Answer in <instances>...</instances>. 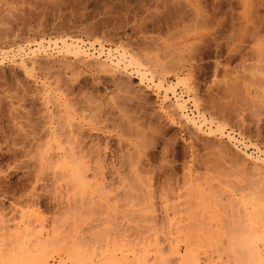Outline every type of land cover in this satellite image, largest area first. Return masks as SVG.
<instances>
[{
    "label": "rangeland",
    "instance_id": "374dc122",
    "mask_svg": "<svg viewBox=\"0 0 264 264\" xmlns=\"http://www.w3.org/2000/svg\"><path fill=\"white\" fill-rule=\"evenodd\" d=\"M176 2L0 0V264H264V225L253 223L264 204V29L244 49L232 42L264 0H203L224 19L203 36L195 7ZM59 37L83 39L89 60ZM35 39L44 46L26 70L18 49ZM174 89L197 125L173 110ZM60 99L90 153L82 179L52 163L38 171Z\"/></svg>",
    "mask_w": 264,
    "mask_h": 264
},
{
    "label": "bare ground",
    "instance_id": "6f19581e",
    "mask_svg": "<svg viewBox=\"0 0 264 264\" xmlns=\"http://www.w3.org/2000/svg\"><path fill=\"white\" fill-rule=\"evenodd\" d=\"M182 1H186V3L187 4H189V5H191V6H194L193 8L196 10V21L194 22V23H191V24H194V27H195V29H198L197 30V34H200V35H202V32H204V30H205V32L206 31H210V33L213 31H215V29H216V25L217 24H222V22L224 21V19L223 18H221V19H216V17H214L213 16V13H209V11H208V8H207V10L206 9H204L206 6L203 4V0H177V2L176 3H178L179 4V6H180V4L182 3ZM243 1H245V0H243ZM219 2V1H218ZM240 3V2H239ZM264 3V2H263ZM178 4H177V6H178ZM244 4V3H243ZM248 4V3H247ZM254 4H256L255 2H254ZM207 5V4H206ZM263 5V4H262ZM256 5H254L253 6V4L252 5H250L248 8H249V12L248 11H244L245 13H244V18L243 17H241L240 16V18H239V20L242 18V21H238L239 22V24H240V27L241 28H237V29H239V31L240 32H235V38L234 37H232V38H234V39H232V42H233V45H234V47H241V46H245V43L247 42V41H255V43H258L259 42V40H261V38H263L262 37V31H263V29H264V18H263V16H264V14L262 15V17H260V13H259V16L257 15H255V13H256V11H258V9L256 8V7H258V6H256ZM242 7H244V6H242ZM246 8H247V6H245ZM180 8V7H179ZM188 8V7H187ZM245 8V9H246ZM215 9V8H214ZM213 9V10H214ZM257 9V10H256ZM180 10V9H179ZM193 11V10H192ZM215 11V10H214ZM255 11V12H254ZM261 11V10H260ZM180 12V11H179ZM179 12H178V14H179ZM194 12V11H193ZM207 12V13H206ZM211 12V11H210ZM243 14V13H242ZM241 14V15H242ZM257 14H258V12H257ZM220 15V14H219ZM194 17H195V15H194ZM236 18H238V17H236ZM181 21V20H180ZM183 21H186V20H183ZM235 21V20H234ZM214 22H216V25L214 24ZM237 22V21H236ZM189 23V22H188ZM224 23V22H223ZM238 24V25H239ZM186 25V24H185ZM237 25V26H238ZM179 26V25H178ZM193 26V25H192ZM182 27V26H181ZM185 27H187V26H185ZM184 27V28H185ZM189 27V26H188ZM187 27V28H188ZM194 27H193V29H194ZM191 29V28H190ZM234 29V28H233ZM184 30V29H183ZM185 30H187L186 28H185ZM235 30H236V28H235ZM192 31H195V30H192ZM219 31V30H218ZM188 32H190V31H188ZM212 32V33H213ZM234 32V31H233ZM209 33V34H210ZM264 34V33H263ZM203 36V35H202ZM204 36H206V35H204ZM208 36V35H207ZM60 38V37H59ZM203 38V37H202ZM35 41V45H36V47H34V48H30L31 50H29V51H26L25 49H24V47H18L19 49L18 50H20V51H22V58H21V63H22V67H26L27 65H28V63L29 62H27V59L28 58H26L27 57V55L30 53V52H34V51H36L37 49H39V48H41V47H43L44 46V41H43V39H41V40H34ZM33 41V42H34ZM32 42V41H31ZM48 42H49V44L52 42V40H48ZM55 44H57V43H61L62 44V46L67 50V51H69V52H72L74 55H76L78 58H80V59H83V61H87V60H89V58L91 57L90 55H91V53L90 52H88V48H85L84 46V40L83 39H79V38H60V39H57V38H55L54 39V41H53ZM231 42V43H232ZM101 43V42H100ZM251 43V42H250ZM264 43V42H263ZM93 44V43H92ZM101 45V44H100ZM103 45V44H102ZM250 45V44H249ZM249 45H247V46H249ZM261 46V45H260ZM102 47V46H101ZM230 47H232L231 45H230ZM246 47V46H245ZM249 47H251V46H249ZM248 47V48H249ZM233 48V47H232ZM241 48H243L244 49V47H241ZM235 49H237L238 50V48H235ZM240 49V48H239ZM249 50V49H248ZM103 51V50H102ZM104 52V51H103ZM18 53V52H17ZM17 53H16V55H17ZM94 53V52H93ZM100 53H101V51H100ZM15 54V53H14ZM106 55H107V58L108 59H111L112 61H114V57L112 56V53H111V51L110 50H107V53H106ZM99 56V55H98ZM97 56V57H98ZM121 56H122V58H128V55H127V53H126V51H124V52H122L121 53ZM96 57V56H95ZM107 58H105V59H107ZM29 60V59H28ZM97 60V59H96ZM119 60V59H118ZM121 60V59H120ZM128 60H129V62L130 63H134L135 64V69H136V72L138 73V75H139V77H140V79L141 80H144V79H151V78H153V73H152V77H150V74H151V71L149 72V70L148 69H146V68H143L142 67V63L135 57V56H133L132 54H131V56H130V58H128ZM99 61V60H98ZM102 61V60H101ZM124 61V60H123ZM102 62H104V61H102ZM102 62H101V64H102ZM116 62V61H115ZM20 63V64H21ZM33 63V62H32ZM86 63V62H85ZM35 64V63H34ZM33 64V65H34ZM90 64V63H89ZM92 64V63H91ZM113 64V63H112ZM116 64H118V62L116 63ZM132 65V64H131ZM105 66H107V65H105ZM105 66H102V67H105ZM109 67V66H108ZM23 68V69H24ZM26 69V68H25ZM25 69H24V71H25ZM27 70V69H26ZM27 73V72H26ZM152 80V79H151ZM159 86H165V84H164V82L163 81H161L160 83H159ZM173 86V87H172ZM171 86V84H170V86L168 85V87L167 86H165L166 87V89H172V88H174L175 87V85H172ZM164 87V88H165ZM55 89V88H54ZM167 90V91H168ZM52 91V90H51ZM176 91H175V89H174V91H172V93H174V96H176V100H177V102H176V104H173L172 105V107H173V110L175 111V112H180L179 114H181V118L183 117L184 118V121L185 122H188V123H192V124H196L197 125V120L195 119V117L193 116V115H190L189 114V112H187V106H186V104H185V100L184 101H182L183 100V98H182V100L180 101V97L178 96V95H180V94H178V95H176V93H175ZM182 96V95H181ZM37 99V98H36ZM67 100V99H66ZM66 100H51L52 102H53V104H55V109H53L51 112L52 113H50L49 112V118H48V121H47V126H46V130H47V134H46V136H47V141L44 143V149L42 150L41 149V151H40V156L38 157L39 158V165H40V168H39V166H38V164H37V166H38V171H40L41 172V174H42V176L43 177H45V170H46V173H48L49 172V170H48V168H47V164L49 163H52L51 164V168L54 166V164H56V166L55 167H57V166H59V168L61 169V170H59V168H58V174H59V172H61L60 174H59V176L58 177H60V175L62 176L61 178H63V179H66L67 177L68 178H70V177H77L78 179H82V178H80L79 176H80V170L82 171V170H84V171H86V167H88V166H86L85 164L86 163H88V160H90V158L88 157V155H87V153H89V152H87L86 151V147H85V143H83V141L82 140H84V138H81L82 136H80V138L78 137V135H75V133L73 132V131H68L67 129H69V127L66 125L67 124V118H66V114L64 115V106H66L67 104H68V100L66 101ZM51 102V103H52ZM172 102V101H171ZM173 103V102H172ZM170 105V104H169ZM67 109V107L65 108V110ZM66 113V112H65ZM193 113V112H192ZM200 115H201V113H200ZM202 117H203V121L205 122L206 120H207V118L204 116V114L202 113ZM47 120V119H46ZM72 120V119H71ZM67 121V122H66ZM208 121H209V119H208ZM212 121V120H211ZM72 124V123H71ZM72 125H74V124H72ZM68 127V128H67ZM223 128L225 127V126H222ZM76 128V127H75ZM86 128V127H85ZM76 129H78V128H76ZM221 130V129H220ZM80 131V130H79ZM79 131H78V133H79ZM90 131V130H89ZM230 131V130H229ZM81 132L82 131H80V135H81ZM228 135H229V137H232L230 134H229V132L227 133ZM224 135V134H223ZM84 136V135H83ZM87 136V135H86ZM221 138V137H220ZM82 139V140H81ZM90 140V139H89ZM86 141V140H85ZM84 141V142H85ZM92 143V142H91ZM94 143V142H93ZM210 143V142H209ZM221 143V142H220ZM223 143V142H222ZM43 143H41V145H42ZM85 144V145H84ZM244 145H245V143H244ZM250 145V144H249ZM94 146V145H93ZM43 147V146H42ZM100 148V147H99ZM100 149H102V148H100ZM96 150V149H95ZM98 150V149H97ZM237 151V150H236ZM256 151V150H255ZM261 152V154L260 155H258L257 156V158L255 159L256 160V163H257V167H259L260 169H261V167H262V165H264V151H260ZM39 153V152H38ZM247 154H249L250 156H251V154L250 153H247ZM89 155H90V153H89ZM92 156V155H91ZM90 156V157H91ZM35 157H37V156H35ZM89 159H88V158ZM101 157V156H100ZM99 156H97V159H96V161L98 160V163L97 164H99V161L101 160H99L98 158H100ZM92 158V157H91ZM95 160V159H94ZM78 162H85V164L83 163V165L81 166L80 165V163H78ZM90 162V161H89ZM77 163L80 165V167H83L84 169H80L79 168V165H77ZM100 163H101V161H100ZM82 164V163H81ZM92 164L94 165V163L92 162ZM92 165V166H93ZM101 166H102V164H100ZM259 165V166H258ZM86 166V167H85ZM261 166V167H260ZM49 167V168H50ZM103 167V166H102ZM47 168V169H46ZM50 168V169H51ZM89 169L91 168L90 167V165H89V167H88ZM93 168V167H92ZM97 168V167H96ZM99 168H101L100 166H99ZM258 168V169H259ZM257 169V170H258ZM54 170V168L52 169V171ZM57 170V169H56ZM55 170V171H56ZM100 170V169H99ZM255 170V169H254ZM48 171V172H47ZM82 172V174L83 173H87V172ZM51 172V171H50ZM49 172V173H50ZM57 172V171H56ZM89 172V171H88ZM95 172V171H94ZM93 172V173H94ZM103 172V171H102ZM257 172H259V171H257ZM107 173V172H106ZM40 174V175H41ZM52 174V173H51ZM50 174V175H51ZM55 174H57V173H55ZM57 174V175H58ZM88 174V173H87ZM100 174V173H99ZM119 174V173H118ZM262 174V173H261ZM264 174V173H263ZM38 175V174H37ZM49 175V174H48ZM57 175L55 176L56 178H57ZM92 175V174H91ZM97 175V174H96ZM101 175V174H100ZM39 176V175H38ZM85 176H87V175H85ZM94 176H95V173H94ZM262 176V175H261ZM48 176H46V178H47ZM51 177H52V175H51ZM54 177V176H53ZM49 178V177H48ZM60 178V180H62ZM96 178V177H95ZM54 179V178H53ZM52 179V180H53ZM72 179V178H71ZM57 180H59L58 178H57ZM59 180V181H60ZM59 181L57 182L56 181V183L58 184L59 183ZM101 181V180H100ZM52 183V182H51ZM66 183H68V181L66 182ZM94 183V182H93ZM95 183H97L96 181H95ZM100 183V182H99ZM65 184V183H64ZM53 185H55L54 183H53ZM60 185V184H59ZM258 192H259V190H258ZM203 195H205L204 193H203ZM257 195V194H256ZM261 197V196H260ZM259 197V199H262L263 198V200H261V201H263V203H264V197H262V198H260ZM256 198H257V196L255 197V201H256ZM190 199H191V197H190ZM259 199H257V200H259ZM146 200H147V197H146ZM260 201V200H259ZM217 204V203H216ZM229 207V206H228ZM254 220H253V223H256V224H258L259 222H261L263 225H264V217H263V219L262 218H260V216H259V214L262 212V214H260L261 215V217L264 215V204H255V206H254ZM233 210V209H232ZM263 210V211H262ZM167 212V211H166ZM171 214V213H170ZM165 217V216H164ZM164 221H166V220H164ZM167 223V222H166ZM165 224V223H164ZM157 225V224H156ZM163 225V224H162ZM171 226V225H170ZM169 226V227H170ZM168 227V226H167ZM264 232V231H263ZM263 234V233H262ZM264 235V234H263ZM262 238H264V236H261ZM262 240V239H261ZM262 242V241H261ZM263 243V242H262ZM240 246H241V244H240ZM247 248H249V247H247ZM75 251L73 250V253H74ZM249 252V251H248ZM26 253V252H25ZM24 253V254H25ZM69 253V252H68ZM73 253H72V255H73ZM70 254V253H69ZM68 254V255H69ZM183 254V253H182ZM249 254H251V253H249ZM26 255H28V254H26ZM26 255H24V256H26ZM23 256V257H24ZM70 256V255H69ZM74 256V255H73ZM28 257V256H27ZM180 257H181V255H180ZM196 257V256H195ZM194 257V258H195ZM187 259V258H186ZM189 259V258H188ZM198 259H199V257H198ZM2 260V259H1ZM24 260V259H23ZM28 260L29 259H26L25 261H21V260H19L18 261V263L16 262V264H27L28 263ZM32 259H30L29 261H30V263L33 261H31ZM191 260V259H190ZM200 260V259H199ZM204 260V259H203ZM16 261V260H15ZM14 261V262H15ZM119 261V260H118ZM198 261V260H197ZM10 262V261H9ZM25 262H27V263H25ZM117 262V261H116ZM196 262V261H195ZM195 262H194V264H195ZM200 262V261H199ZM109 263V262H108ZM112 263V262H111ZM152 263H154V262H152ZM151 263V264H152ZM198 263V262H197ZM204 263H205V260H204ZM115 264V263H114ZM123 264V263H122ZM202 264V263H201Z\"/></svg>",
    "mask_w": 264,
    "mask_h": 264
}]
</instances>
